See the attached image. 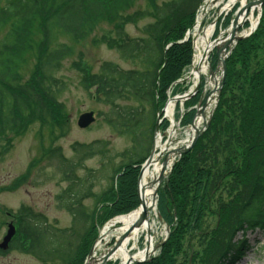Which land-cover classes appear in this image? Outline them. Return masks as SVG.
Instances as JSON below:
<instances>
[{"label": "trees", "instance_id": "obj_1", "mask_svg": "<svg viewBox=\"0 0 264 264\" xmlns=\"http://www.w3.org/2000/svg\"><path fill=\"white\" fill-rule=\"evenodd\" d=\"M138 1L0 0V136L22 131L39 118L43 125L49 121L64 129V107L47 83L54 82V73L73 54L60 36L78 42L101 24H110L113 36L107 32L100 42L131 67L103 62L97 72L80 75L82 89L92 90L95 101L107 109L98 116L130 142L111 171L102 167L110 174L109 184L94 194V171L77 176L82 163L96 154L95 144L72 145L75 161L65 159L59 147L47 148L45 156L57 160L59 181L68 183L56 200L70 215L72 227H48L42 215L21 206L10 250L30 253L42 262L56 257L62 264H83L99 228L138 207L137 178L150 152L156 110L191 62V40H182L204 0H144V9L130 13ZM147 18L152 21L141 28L142 36L127 35L126 24ZM217 25L225 28L227 20ZM29 61L33 67L23 82L22 70ZM225 63L209 126L174 163L158 191V212L170 226L168 239L155 257L139 264H233L247 245L246 240H235L237 234L264 229V2L256 30L236 43ZM181 91L176 85L173 94ZM196 102L194 97L185 106ZM193 114L186 113L181 126H187ZM88 198L94 201L89 212L83 205Z\"/></svg>", "mask_w": 264, "mask_h": 264}, {"label": "rangeland", "instance_id": "obj_2", "mask_svg": "<svg viewBox=\"0 0 264 264\" xmlns=\"http://www.w3.org/2000/svg\"><path fill=\"white\" fill-rule=\"evenodd\" d=\"M226 1L211 2V0H206L201 5L198 12V25L194 26L192 31L195 42L200 40L210 27L213 32L218 29L217 21L222 17L221 15L226 13L223 11V4ZM144 8L145 1L139 0L130 13ZM151 21L150 18H147L135 24H126L124 30L130 37H140L143 35L141 34V28ZM107 32L112 33L113 36V26L103 23L85 40L73 42L66 37H59L60 42L72 47L73 54L64 60L59 71L54 73V82L48 81L47 83L57 102L64 107L65 115L60 122L63 124L64 129L50 126L49 121L43 125L39 118L22 131L8 132L0 136V243L6 234L8 225L12 224L16 228V212L21 206L29 208L33 214L42 215L46 219L48 227L51 226L58 230L72 227L70 215L58 206L56 200V197L67 187L68 183L59 181L61 176L56 171L57 160L50 158L49 155L45 156L47 148L59 147L61 155L65 159L75 161L76 156L71 150L72 145L95 144L93 146H97L96 154L82 163L84 169L79 170L77 176L82 177L85 174L84 170L94 171L98 179L95 181L93 192L98 194L107 187L110 180V174L103 172L102 167L104 166L105 169L111 171L112 164L119 163L121 152L130 147V142L127 139L115 135L98 116L99 112L107 111L106 107L95 101L92 90L89 92L84 91L79 83L80 75L97 72L103 62L115 63L123 69L131 68L130 65L121 61L114 49H108L100 42L101 37ZM221 33H224V30ZM218 65H220L219 62ZM32 67L31 61L24 66L21 75L23 82L28 80ZM189 71L183 78L189 76ZM191 80V76L186 79V81H189L187 90L192 84ZM180 108L184 110V114L189 110L185 103L183 107L177 106L174 109V119L172 118L174 127L171 128V123L166 121L165 129L162 130L159 127L154 139L159 137L162 142L163 139H168L172 130L174 138L170 146L174 147L186 138L189 128L182 129L179 126L180 118L177 113ZM88 112L94 114V123L87 129L78 128L76 124L78 117ZM37 159L40 161L32 164ZM167 175L168 172L165 177ZM83 205L85 210L89 212L93 208L94 201L92 198L85 199ZM157 215L158 225L153 247L162 243L168 232L170 233V226L162 222L159 212ZM212 220L213 218H209V222ZM78 227L79 225L76 224L75 230H78ZM102 230L103 227L99 229L98 236L93 244L92 253L94 258H99L104 254L115 239L111 234L102 236ZM244 231V234L239 232L235 240H246L247 245L240 254H237L238 257L233 264H264V229L258 227L244 229ZM16 236L17 233L15 236L13 235V239L17 238ZM144 246V240L140 239L138 248L141 249ZM133 252L135 251L133 250ZM61 261V259L52 257L46 262H42L35 255L15 249H8L2 254L0 253V264H62ZM112 261L115 260L112 259ZM90 264L94 263L91 262Z\"/></svg>", "mask_w": 264, "mask_h": 264}, {"label": "bare ground", "instance_id": "obj_3", "mask_svg": "<svg viewBox=\"0 0 264 264\" xmlns=\"http://www.w3.org/2000/svg\"><path fill=\"white\" fill-rule=\"evenodd\" d=\"M257 4V0H227L226 3L223 4L224 12H228L227 10H230L236 6L238 9L234 16L225 15L219 19L220 24H224L225 20H227L226 26L228 29L225 34L221 35L219 38L216 37L215 41H212L210 38L213 31L210 27L205 32L204 36L200 40L196 41L193 45L196 49V54L194 55V65H196V68L192 72L194 79L203 74L207 77L209 84H212L213 87L216 86L217 79H210L207 75V56L216 48H220L227 44V42L231 39V32H235L237 37L244 38L252 30L253 32L256 30L259 24V22L255 23L257 20L255 18V13L258 11ZM233 24L236 25L234 28ZM244 25L245 29L240 31ZM172 108L173 104L171 103V105L166 109L167 114L171 112L170 110ZM203 121L204 119L200 117V115L196 117L193 124L194 127L188 130L189 132L186 134L187 138L179 143L180 146L185 147L189 144L191 137L194 135V131L200 129ZM172 127H174V125ZM171 131L166 144H162L159 137L155 139L153 160L148 167L143 169L139 182V207L131 213L122 215L120 217L118 216V218L108 223L102 230V236L111 234V236H113L115 239L117 238V240H119V238L127 232V235L121 244L113 249L114 253L110 259L115 260L114 262L112 261L114 264H116V262L117 264H130L131 262L145 258L152 251L154 236L158 225L156 198L154 196L156 192L155 182L157 181V177L161 171V163L157 159V154H154V149L157 150L160 148L162 154H165L168 148L172 149L170 144L174 138V134H172ZM176 146L177 144L174 147ZM171 158H173L172 152L168 155V164H170ZM143 212H145V219L137 223L136 221ZM262 212L264 214L263 208ZM140 239H143L145 243V246L141 249L138 248ZM244 248L245 247L240 248L238 253L240 254ZM133 250L135 252L132 253ZM93 261L94 264L100 263V261L96 258H93Z\"/></svg>", "mask_w": 264, "mask_h": 264}, {"label": "water", "instance_id": "obj_4", "mask_svg": "<svg viewBox=\"0 0 264 264\" xmlns=\"http://www.w3.org/2000/svg\"><path fill=\"white\" fill-rule=\"evenodd\" d=\"M264 0H257L258 2V6L260 7L262 5ZM236 25L233 24V28L235 27ZM241 38H237L235 37V32H231V39L227 42V44H225L222 48H216V54H217V59L219 60L220 59V55L222 52H224L226 50L227 47H229L232 42L234 40H239ZM221 64H222V76H221V81H220V84H219V88L218 90L220 89V87L222 86L223 84V80H224V75H225V64H224V61L221 59ZM210 76L213 77L214 76V72L210 70L209 72ZM197 91V87L194 89V93ZM210 95V94H209ZM206 101L207 99L204 101V103L202 104L201 106V110H199L197 112V114H200L202 115L203 114V111L206 107ZM94 121V118H93V113L89 112V113H84L82 115H80L78 117V120H77V126L80 128V129H86L88 128ZM158 125H159V115L157 114L156 116V123H155V130L157 131L158 130ZM208 125V122L207 123H204V127H206ZM191 127L193 128L194 125L192 124ZM201 131L199 130H195V135L190 143L189 146L187 147H184V148H179V149H174L172 151V153L174 154H178V155H182L186 152H188L192 146L195 144L197 138L199 137ZM171 152H167L165 155H164V158H163V162H162V169H161V172L157 178V181H156V184H157V187H156V190L158 189L159 185L161 184L162 180H163V177H164V173H165V169H166V166H167V157L168 155L170 154ZM152 156H153V147L151 149V152H150V155L147 159V161L145 162V164L142 166L141 170H140V174H139V178H138V183L140 182V179H141V175H142V172H143V169L145 167H148L150 165V162L152 161ZM161 156V154H159V157ZM154 196H156V193L154 194ZM145 219V212H143L141 214V216L138 218V220L136 221L137 223L138 222H141ZM15 233V229L12 225H8V230L6 232V235L4 236L3 240H2V243L0 244V250L2 251H5L7 250L8 248V244L11 240V238L13 237ZM127 235V232L124 233L120 238L119 240H116L113 247L110 248L105 254H103L100 258V264H106V262H108L110 260V258L112 257V254L114 253L113 249H115L117 246H119L121 244V242L125 239ZM158 248L155 247L153 248L152 251H155V249ZM92 255V250L89 252V255L87 257V260H90L92 259L91 257ZM147 257L141 259V260H138V261H134L133 263H142L146 260Z\"/></svg>", "mask_w": 264, "mask_h": 264}]
</instances>
